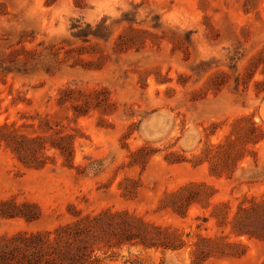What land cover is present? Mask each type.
<instances>
[{
    "label": "rangeland",
    "instance_id": "1",
    "mask_svg": "<svg viewBox=\"0 0 264 264\" xmlns=\"http://www.w3.org/2000/svg\"><path fill=\"white\" fill-rule=\"evenodd\" d=\"M0 209V240L111 211L185 243L101 264H264V0H0Z\"/></svg>",
    "mask_w": 264,
    "mask_h": 264
},
{
    "label": "trees",
    "instance_id": "2",
    "mask_svg": "<svg viewBox=\"0 0 264 264\" xmlns=\"http://www.w3.org/2000/svg\"><path fill=\"white\" fill-rule=\"evenodd\" d=\"M188 191V187L181 189L167 206L179 213L191 205L197 195ZM0 215L4 216L1 209ZM124 245L155 251H178L185 247L177 234L126 212L104 211L80 217L50 233L3 238L0 240V264H101L100 252ZM191 246L196 262L210 254H241L232 253L236 245L225 241L201 238Z\"/></svg>",
    "mask_w": 264,
    "mask_h": 264
}]
</instances>
